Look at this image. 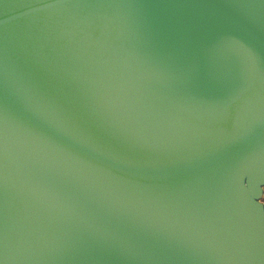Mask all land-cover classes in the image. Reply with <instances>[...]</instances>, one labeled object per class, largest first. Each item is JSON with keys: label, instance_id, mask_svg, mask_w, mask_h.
Returning a JSON list of instances; mask_svg holds the SVG:
<instances>
[{"label": "water", "instance_id": "obj_1", "mask_svg": "<svg viewBox=\"0 0 264 264\" xmlns=\"http://www.w3.org/2000/svg\"><path fill=\"white\" fill-rule=\"evenodd\" d=\"M0 264H264V0H0Z\"/></svg>", "mask_w": 264, "mask_h": 264}]
</instances>
